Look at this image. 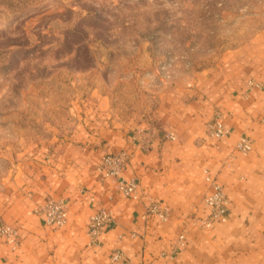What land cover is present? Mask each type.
Masks as SVG:
<instances>
[{
  "label": "crops",
  "instance_id": "crops-1",
  "mask_svg": "<svg viewBox=\"0 0 264 264\" xmlns=\"http://www.w3.org/2000/svg\"><path fill=\"white\" fill-rule=\"evenodd\" d=\"M81 103V116L1 181L0 222L18 229L20 244L0 239V264H125L111 260L116 250L129 264H264V28L193 84L162 90L139 121L120 116L107 97ZM216 113L231 130L220 140L207 134ZM242 136L253 144L247 155L236 150ZM122 151L130 155L123 177L138 182V200L97 170L105 155ZM206 171L230 201L228 220L211 228L201 225ZM50 197L68 201L58 229L38 212ZM152 200L168 206V221L145 219ZM99 209L114 222L92 246L88 221Z\"/></svg>",
  "mask_w": 264,
  "mask_h": 264
},
{
  "label": "rangeland",
  "instance_id": "rangeland-1",
  "mask_svg": "<svg viewBox=\"0 0 264 264\" xmlns=\"http://www.w3.org/2000/svg\"><path fill=\"white\" fill-rule=\"evenodd\" d=\"M263 28L264 0H0V183L81 102L139 121Z\"/></svg>",
  "mask_w": 264,
  "mask_h": 264
},
{
  "label": "built area",
  "instance_id": "built-area-1",
  "mask_svg": "<svg viewBox=\"0 0 264 264\" xmlns=\"http://www.w3.org/2000/svg\"><path fill=\"white\" fill-rule=\"evenodd\" d=\"M207 134L209 137L220 140L228 137L231 130L224 126L220 113H216L214 117L207 123ZM166 137L174 139L173 133H167ZM147 145L144 146L146 148ZM253 149V144L250 139L242 136L236 143V150L247 155ZM130 155L126 151L107 154L103 157L101 163L97 167L98 172L104 179H111L116 182L117 189L125 197L138 200L141 197L139 185L136 179H125L123 170L125 169ZM210 193L204 197V204L209 210L207 218L201 221L204 228H211L215 223L226 222L230 216V201L221 184L215 177L206 171L205 177ZM93 199H90L92 201ZM45 219V224L53 229H58L66 224L68 218V201L65 199L48 198L43 206L38 209ZM170 210L162 201L152 200L146 208L145 219L148 222L158 220L160 222L168 221ZM114 222L113 215L106 209H99L92 214L88 221L87 232L89 235V244L99 246L101 244L100 236ZM0 239L5 243L17 249L20 244L19 231L17 228L0 222ZM185 235L179 236V243L183 244ZM113 262L125 261V254L121 250H116L111 255Z\"/></svg>",
  "mask_w": 264,
  "mask_h": 264
},
{
  "label": "trees",
  "instance_id": "trees-1",
  "mask_svg": "<svg viewBox=\"0 0 264 264\" xmlns=\"http://www.w3.org/2000/svg\"><path fill=\"white\" fill-rule=\"evenodd\" d=\"M78 51V50H77Z\"/></svg>",
  "mask_w": 264,
  "mask_h": 264
}]
</instances>
